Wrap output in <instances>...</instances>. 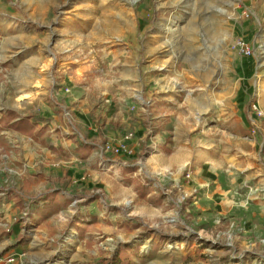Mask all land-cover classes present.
Returning a JSON list of instances; mask_svg holds the SVG:
<instances>
[{
    "label": "rangeland",
    "instance_id": "1",
    "mask_svg": "<svg viewBox=\"0 0 264 264\" xmlns=\"http://www.w3.org/2000/svg\"><path fill=\"white\" fill-rule=\"evenodd\" d=\"M9 110L48 121L37 138L0 124V264H264V0H0ZM79 113L142 131L136 157L81 136Z\"/></svg>",
    "mask_w": 264,
    "mask_h": 264
},
{
    "label": "crops",
    "instance_id": "2",
    "mask_svg": "<svg viewBox=\"0 0 264 264\" xmlns=\"http://www.w3.org/2000/svg\"><path fill=\"white\" fill-rule=\"evenodd\" d=\"M75 100V107L74 108H70L68 106H71V105H64V104H58L57 101L56 102V105L61 109V111H63L64 109H66V107H68V110L70 111L69 112V115L71 113H73L75 111V109L77 107H80V102L81 101H78L79 99H74ZM74 104V103H73ZM67 113V112H66ZM68 114V113H67ZM82 113H79L78 115H76L75 117H73V119H75L74 123H76V126H75V129L76 131H78V133L83 136V135H94L96 134V132L98 133H101L103 134V136L106 138H111L112 140H118V144L119 143H122L124 141V137L129 133V132H125L123 135H121V133H117L115 131H125L123 129H118V125L115 123H111L110 120L105 119L101 116H90L89 118L85 115H81ZM53 120L55 121H58L56 119V117H52ZM101 118V119H100ZM41 123L38 124V127L36 128V132L33 136L31 137H34V138H37V134H38V131H42L44 129H40L39 130V126H40ZM60 129V128H59ZM62 131H70L69 128L66 127L65 128H62ZM82 131V132H81ZM18 133V132H17ZM137 133H139L140 135L139 136H136L135 138V135L134 133L133 134V137L132 139L128 140L127 143L129 145V148L133 151V154L134 155H131V156H127V155H123L125 156L126 158H135L136 157V153L138 154V149H139V140H142V131H137ZM20 135H23V136H27V135H24V134H21V133H18ZM30 137V136H29ZM139 137V138H138ZM144 138V137H143ZM63 141V140H61ZM68 143L71 144V146L74 147V152L70 153V155H74L76 157H74V160H76L75 162H78V163H82V160L83 161H89V159L93 158L94 154H95V148L96 147V143H90V142H87L85 141V138H81L79 139L78 137H73L71 139H67L65 141L64 139V142L61 143L64 146V148L66 150L67 147H68ZM62 145V146H63ZM65 152V151H64ZM136 152V153H135ZM69 157V154L66 158ZM192 160V152L189 148L187 147H181L179 151H177L176 153H174V156L172 157V160L170 161V164L171 166H176V167H182V166H185L189 161ZM64 162V161H62ZM215 166H218V165H215ZM194 174H195V169H194ZM197 179V178H196ZM197 182V181H196ZM203 180H199V184H201L200 186H202V183ZM204 186V185H203ZM56 199V197H54ZM57 200H60V199H57ZM67 200L65 199L64 201L62 202H66ZM99 200L97 199H94L92 203H90L89 205H93L95 203L98 204ZM64 203H61L62 206L59 210H57L53 215L55 214H58L61 210H63V205ZM98 208L100 207V203L97 205Z\"/></svg>",
    "mask_w": 264,
    "mask_h": 264
},
{
    "label": "trees",
    "instance_id": "3",
    "mask_svg": "<svg viewBox=\"0 0 264 264\" xmlns=\"http://www.w3.org/2000/svg\"><path fill=\"white\" fill-rule=\"evenodd\" d=\"M58 87H54L56 90ZM19 119V120H17ZM48 121V119H44L42 115L39 113H32L28 117L25 118H18V114L15 111L9 110L6 113L2 114V117L0 118V124L3 125L4 128L16 131L18 133L27 135V136H33L35 132L37 131L36 128L38 127V124L40 122ZM137 190L139 193V196L143 199H147L150 204L160 205L162 203V199L159 197H153L151 194V190L149 187L141 184H138ZM149 196V197H148ZM41 199L48 203L49 207L45 210L46 213H49L50 216H52L57 210H59L62 206L60 201H57V199L53 198L51 195H44L43 197L38 198V200ZM93 200H90L88 203H92ZM87 203V204H88ZM45 208V206H44ZM43 208V209H44ZM79 218V216H78ZM75 218V223L80 222V218ZM19 246H22V242H20L18 245L14 247H10L4 251V254L9 253L12 249L17 248ZM112 259L107 260L103 264L110 263Z\"/></svg>",
    "mask_w": 264,
    "mask_h": 264
},
{
    "label": "built area",
    "instance_id": "4",
    "mask_svg": "<svg viewBox=\"0 0 264 264\" xmlns=\"http://www.w3.org/2000/svg\"><path fill=\"white\" fill-rule=\"evenodd\" d=\"M242 52L247 53V54H250V53H251V51H250V49H249L248 47H242ZM254 110H255V112H256V114H257L258 116H262V112H261L260 109L257 107V105H254ZM132 137H133V134H132V133H128V134L124 137V141L122 142V145H120V148H119V149L117 148L116 151H117V152H118V151H122V152H125V153H127V154H132L133 151L130 150L129 147H128V145H127V141L130 140V139H132ZM108 149H109V150H110V149L114 150V148H112L111 146H108ZM10 261H14V260H10Z\"/></svg>",
    "mask_w": 264,
    "mask_h": 264
},
{
    "label": "bare ground",
    "instance_id": "5",
    "mask_svg": "<svg viewBox=\"0 0 264 264\" xmlns=\"http://www.w3.org/2000/svg\"><path fill=\"white\" fill-rule=\"evenodd\" d=\"M138 0H132V5H134ZM24 78V77H23ZM26 78V77H25ZM28 82V81H27ZM16 84V83H15ZM24 87V86H23Z\"/></svg>",
    "mask_w": 264,
    "mask_h": 264
}]
</instances>
